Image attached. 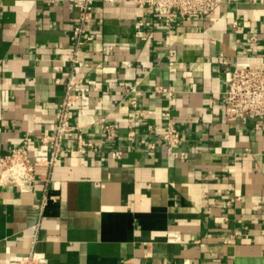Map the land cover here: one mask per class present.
<instances>
[{"label": "crops", "instance_id": "crops-1", "mask_svg": "<svg viewBox=\"0 0 264 264\" xmlns=\"http://www.w3.org/2000/svg\"><path fill=\"white\" fill-rule=\"evenodd\" d=\"M78 25L68 0H0V156L33 154L52 132L71 72L89 96L72 121L93 142L78 151L72 131L32 191L0 186V264L32 249L49 264L148 251L157 264H264V119H228L222 94L224 57L264 67V0H219L171 26L147 4L97 0L80 42ZM171 120L176 156L159 140Z\"/></svg>", "mask_w": 264, "mask_h": 264}, {"label": "built area", "instance_id": "built-area-1", "mask_svg": "<svg viewBox=\"0 0 264 264\" xmlns=\"http://www.w3.org/2000/svg\"><path fill=\"white\" fill-rule=\"evenodd\" d=\"M97 0H68L72 9L78 11L79 25L75 29L77 39L81 40L86 31L85 24L91 17ZM112 1V0H105ZM139 4H147L157 14L159 20L171 26L174 18H187L190 16H211L215 14L219 0H134ZM140 25H137L139 28ZM88 40L93 35L86 36ZM253 41L254 37L251 38ZM73 64L78 63V51H74ZM222 66L225 78V88L222 92L224 101V113L228 119L252 118L264 119V67L231 66L224 57ZM75 75L71 72L66 84V91L59 109L52 132L42 136L38 148L31 154L24 146H16L9 154L0 156V186L13 184L20 191L29 192L34 189L37 180L36 168L47 167L50 172L58 160L62 150V144L66 134L74 131L77 138V149L86 152L93 142L87 140L77 123H73L74 111L85 109L89 106L88 89L81 81H75ZM78 79V78H77ZM161 92H169L163 86ZM135 103V100L132 102ZM109 137L113 136L112 128H108ZM133 137L134 132H130ZM160 142L168 152L177 155L181 136L178 133L174 121H169L166 131L159 137ZM155 147V143L150 145ZM113 157L120 158L122 151L112 150ZM37 230V227L35 228ZM167 240L176 242L180 237L175 232H169ZM152 253L145 254L146 260L138 263L134 258H126L123 264H157L152 260ZM5 264H49V259L44 252L32 249L27 255H10L5 259ZM165 264H179L177 261Z\"/></svg>", "mask_w": 264, "mask_h": 264}]
</instances>
